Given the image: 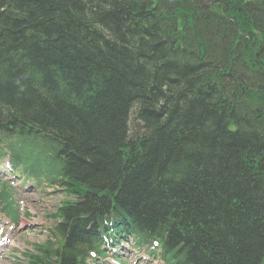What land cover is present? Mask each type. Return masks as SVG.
Wrapping results in <instances>:
<instances>
[{
  "label": "trees",
  "instance_id": "trees-1",
  "mask_svg": "<svg viewBox=\"0 0 264 264\" xmlns=\"http://www.w3.org/2000/svg\"><path fill=\"white\" fill-rule=\"evenodd\" d=\"M212 2L0 0V128L61 144L71 242L114 219L170 263L264 264V0Z\"/></svg>",
  "mask_w": 264,
  "mask_h": 264
},
{
  "label": "rangeland",
  "instance_id": "rangeland-1",
  "mask_svg": "<svg viewBox=\"0 0 264 264\" xmlns=\"http://www.w3.org/2000/svg\"><path fill=\"white\" fill-rule=\"evenodd\" d=\"M134 110L131 113V131L133 133L137 132V122L135 119ZM49 195H41L40 193H35L33 195H24L23 193L17 194L20 199L23 196V200L26 204V207L30 210L32 214V221L34 224H39L37 226L28 227L27 225L19 229L18 235L21 233L20 239H18V244L16 246L19 253L26 250L25 245H27V249H31L34 243H40L47 240V235H42V232L49 224V215L51 212L56 211L57 207L63 200H67V196L65 195L62 189H59L58 193L53 192V190H49ZM21 258L22 255L20 256ZM2 264H14L13 262H4Z\"/></svg>",
  "mask_w": 264,
  "mask_h": 264
}]
</instances>
